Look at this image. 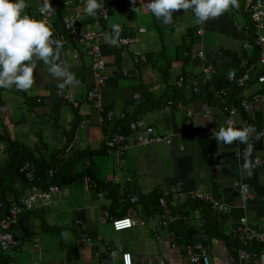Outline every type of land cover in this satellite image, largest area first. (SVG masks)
<instances>
[{
	"label": "crops",
	"instance_id": "1",
	"mask_svg": "<svg viewBox=\"0 0 264 264\" xmlns=\"http://www.w3.org/2000/svg\"><path fill=\"white\" fill-rule=\"evenodd\" d=\"M146 2L136 0L135 7L140 9L136 13L132 0H104V8L111 14L107 22L108 34H111L112 24L119 23L121 35L140 39L137 49L147 55L148 61L134 62L127 48L118 42L112 45L105 39L102 49L108 79L101 90V98L116 118L133 113L143 104L145 108L137 117L154 126L164 137L163 141L149 145L135 143L121 157L103 150L108 134L99 112L87 98V90L93 82L92 56L83 55L77 61L71 47L60 48L58 62L62 61L74 76L73 82L66 84L63 90L57 87L62 80L50 74L48 65L43 62H38L34 69L35 82L27 92L15 87L0 89V189L17 193L41 180L27 186L18 174L10 173V164L17 153L22 159L34 156L39 163L49 166L56 162L53 166H61L60 179L63 181L51 205L37 208L21 218L16 228L18 247L5 254V264H123L125 251L132 253L134 264H190L182 255L184 246H178L170 226L162 227L161 238H156L150 225L116 231L110 222H101L102 216L111 214L112 195L108 192L98 197L96 190L86 186L84 178H78V173L85 170V160L77 159L76 155L69 159L71 155L65 150L72 140L77 152H93L92 172L97 179L119 185V203L126 202L120 199L129 185L140 195L171 194L176 205L195 199L193 193L202 190L226 200L231 206L229 220L246 216L264 231V171L256 163L264 154V136L256 132L250 134L249 160L253 163L250 169L243 168L242 152L246 145L236 141L217 143L212 138L214 130L227 126V115L221 103L209 93H214L215 89L230 90L229 70L241 71L247 66V56L252 55L245 47L248 41L254 40L246 0H239V7H230L222 16L205 24H196L191 11L176 10L173 23L169 25L154 17ZM26 4L25 12L45 20L39 12V1ZM81 11L80 29L96 27L84 8ZM45 21L53 37L64 32L58 15ZM142 27L146 32L139 31ZM200 27L204 32L198 36L196 29ZM189 48L204 51L216 68L208 85L198 83L204 61L187 58L184 52ZM183 73L186 74L185 86L176 89L174 80ZM262 87L254 81L244 89L243 95L250 97ZM70 88L75 89L79 107L65 97ZM176 93L177 102L168 107V96ZM189 111L192 117H188ZM246 116L239 110L234 115V126L246 125ZM252 116L264 119V105L256 104ZM187 127L190 133L184 134ZM136 137L137 134L132 133L129 138L134 141ZM168 137L172 138L171 144L166 142ZM40 171L39 166L36 175ZM116 177L120 182H116ZM242 182L254 189L252 198L246 202L235 187ZM185 210L191 213L186 234L193 243H205L212 264H243L236 247L228 246L223 238L205 233L201 209ZM128 214L150 224L161 221L160 214H150L140 202L134 203ZM165 216L166 219L172 216L170 210ZM227 228L228 224L224 223L222 229L227 232ZM116 233L120 235L115 236ZM37 236L41 237V250L34 247ZM260 254L264 262V250Z\"/></svg>",
	"mask_w": 264,
	"mask_h": 264
},
{
	"label": "built area",
	"instance_id": "2",
	"mask_svg": "<svg viewBox=\"0 0 264 264\" xmlns=\"http://www.w3.org/2000/svg\"><path fill=\"white\" fill-rule=\"evenodd\" d=\"M33 1H39V9L42 7V0H26V3H31ZM51 3L53 7H55V12L52 14H40L45 20H48L49 18L58 15L56 11L60 10V8L65 11L61 16L64 25V32L53 38L59 39L62 42L61 48L71 47L72 54L77 61H79L83 55L89 54L92 56L91 69L93 73V82L87 90V98L96 111L104 113L106 105L101 98V90L108 79V73L107 62L102 46L106 35H108L107 22L111 14L108 9L103 7L97 11L95 16H90L93 18L96 27L93 29L81 30L79 20L83 15L81 9L85 7V0H51ZM245 7L250 15L251 23L253 25L251 27L254 30V40L248 41L245 47L252 55H248L246 71L241 73L237 69H230L228 72V80L231 86H237L239 88L245 89L254 81H258L263 87L254 92L250 97H244L237 105L226 103L228 99L225 98L228 96V88L214 90V95L221 98L224 102L222 104V110L227 115L226 125L229 123L232 125L235 124L234 115L239 110H242L247 115H252L255 112L256 104L264 105V73H259V70L264 66V0H246ZM139 31L146 32V28L142 27ZM203 32L204 30L202 27L196 29V34L198 36L202 35ZM118 43L127 48L132 54L134 62L143 63L148 61L147 55L136 48L140 43V39L137 36L120 35ZM53 46L55 47V45ZM256 51H258V62L249 65L250 59L253 58ZM184 55L191 61L198 58L204 61L203 71L198 76V83L203 86L208 85L212 80L216 68L208 61L207 54L202 50H186ZM185 82L186 74L183 73L174 80V85L181 89L185 86ZM195 91L199 93V87H196ZM65 97L75 107L80 106V101L76 99L74 88L67 90ZM174 105V100L168 101V107ZM178 105L180 107L183 106L182 103H178ZM187 115L188 117H192L193 113L189 111ZM114 117V112L109 111L106 117L101 116V121L103 122L105 119L112 121ZM248 124L249 120L246 119V125ZM252 127L255 129L256 133L264 136V123L262 126L253 125ZM130 128L137 134L134 141L124 134L117 132L107 138L106 145L108 146V151L110 153H116L121 157L124 155L126 149L135 143L149 145L164 140V137L157 132L155 127L148 124L144 118L132 121L130 123ZM189 133V128H185L184 134ZM76 139L77 136H75V140ZM166 142L171 144L172 138H166ZM74 145V140L67 144V155L73 154V151L75 150ZM257 161H259L257 166L264 171V154L258 157ZM86 163L90 165V160L88 159ZM20 172L29 178H34L38 172V166L33 161H27L21 166ZM57 172L58 166L50 168L41 177V179H45L47 183L44 184V182H39L33 184L20 193L7 192L5 195L0 189V260L4 253L11 251L18 245L15 230L21 217L37 208L52 204L54 195L60 191L59 185L53 182L50 183V181L55 178ZM84 182L90 190H96L98 192V197L102 198L108 193L107 190H101L99 181L92 178L90 175L84 176ZM116 182H120V178L116 177ZM235 187L242 196L244 202L252 198L254 189L249 183H236ZM122 192L123 190H121V194ZM193 197L208 203L214 213L226 216L225 223L228 224V234L232 239L237 240L241 244L240 247L237 248V251L243 264H264L263 256L259 252L250 248L255 244H264V231L253 225L246 216H242L236 221L229 220L228 215L231 213V206L221 196L197 190L193 193ZM120 200L128 201L124 196ZM138 201V197H131L132 204L137 203ZM160 202L162 206L166 204L165 199L163 198ZM160 218L161 221L159 220V223L150 224L146 220L137 219L129 214L113 216L110 213H106L102 216L101 222H110L116 231L132 229L138 225H150V230L156 238H161L160 229L162 227H169L176 217L170 216L166 219L165 213H163L160 214ZM34 247L37 250H41L40 236L36 237ZM182 253V255L189 260L190 264H212L208 247L204 242H194L193 244H189L185 247V252L182 251ZM123 264H134L131 252H123Z\"/></svg>",
	"mask_w": 264,
	"mask_h": 264
},
{
	"label": "clouds",
	"instance_id": "3",
	"mask_svg": "<svg viewBox=\"0 0 264 264\" xmlns=\"http://www.w3.org/2000/svg\"><path fill=\"white\" fill-rule=\"evenodd\" d=\"M133 10L136 0H132ZM26 0H0V89H11L27 92L35 82L34 69L38 62L48 65L47 71L60 78L57 87L61 90L74 80L63 62L59 61L62 42L53 38V31L45 20H38L29 15ZM104 7V0H85L84 13L95 16ZM147 9L163 24L173 23V12L183 9L194 14L196 24H205L222 16L229 8L239 7V0H147ZM42 15L55 12L51 0H42L39 9ZM122 32L119 23H113L111 34L105 39L112 45L117 44ZM55 45V47H53ZM255 132L251 126L236 127L229 123L212 132L217 143L232 144L234 141L247 147L242 152L243 168L250 169L253 163L249 160L252 152L250 134ZM260 136L257 135L256 139ZM259 163V161H256Z\"/></svg>",
	"mask_w": 264,
	"mask_h": 264
},
{
	"label": "trees",
	"instance_id": "4",
	"mask_svg": "<svg viewBox=\"0 0 264 264\" xmlns=\"http://www.w3.org/2000/svg\"><path fill=\"white\" fill-rule=\"evenodd\" d=\"M64 12L65 11L62 8L56 11L58 16L60 17L63 15ZM188 50L192 51L191 48H189ZM247 59H248V56H247ZM257 62H258V51H256L255 54L253 55V58L250 59L249 65L257 63ZM246 69H247V66L244 69H242L240 72L242 73L243 71H246ZM259 73H264V66L261 68V70H259ZM175 88L179 89L176 86ZM243 92H244V88L232 86L230 90L228 91V96L225 98V99H228L226 103L236 104V105L239 104L241 100L244 98ZM209 94L211 98H214L218 103L220 102L221 105L224 103L223 100L215 96L214 93L212 94L209 93ZM177 97H178V93L171 94L170 96H168V99L170 98L169 100H174L176 103ZM167 105H168V102H167ZM144 108L145 107H143V104H142L133 113H126L123 117H120V118H116L115 116L112 121L105 119V121H103L102 123L105 128V131L108 134V137L117 132V133H122L129 138L132 133H135L130 128V123L134 120L139 119L137 116L141 111H143ZM109 111H112V110L106 106L105 112L104 113L102 112L99 114L100 116L106 117ZM246 117L249 120V125L251 127L253 125L262 126L264 123V119L261 117H258V116L253 117L252 115H247ZM107 149H108V146L105 143V147L103 148V150L107 152ZM76 150L77 149L73 151V155H71L69 159L76 155L77 159L81 158L85 160V170L78 173V178L82 179L84 178L85 175H90L92 178L99 181L101 190H107L112 195L113 200L110 206L111 215L123 216V215L128 214L129 209L133 206V204L131 203L132 196L138 197L139 198L138 203L140 202L144 204L147 208V211L152 215L163 214V213H166L167 211L169 212L170 210L171 215L176 217V219L170 224V227H169L170 231L173 233L174 239L176 243L178 244V246L179 245L184 246L182 251L185 252V247L189 244H193V241L191 240V238H189L188 235L186 234V229L188 227L187 222H188V218L191 216V213L185 210V208H191L193 210L201 209L204 215V221H205L204 230L206 234H208L209 236H213V237L223 238L226 241L227 245L230 247H236V248L240 247L241 244L237 240L232 239L231 236L227 234L225 230L222 229V225H224L225 223L226 216L214 213L208 203H205L202 200H199L197 198L189 199L184 204L176 205L174 203V199L171 194L166 195L163 192L161 193L154 192L150 194L149 196L140 195L135 189L131 188L129 185V186H126V189H124V197L128 201H126L125 203H119V195H118L119 185L118 184L114 185L111 182H108V183L103 182V181L101 182L93 174L92 172L93 164H94L93 163L94 159L92 157L93 152L88 151L87 153L82 154V153L77 152ZM87 159L90 160V165L86 163ZM27 161H33L35 163L37 162L38 163V164L36 163L37 166L38 167L40 166V168L42 169V171H40V173H38V175H36L35 179H33L32 181L29 177H27L26 175L20 172L21 166ZM55 163H53L51 166L47 165L44 162L39 163V160L34 158V156H30V158H27V159L25 158L22 159V157H20V155L17 153L16 155H14V158L12 159L9 170H10V173L12 174H15V175L18 174L17 176H20L22 180L26 181L27 186H28L32 183H36V181L41 179V177L45 174L47 170H49L50 168L56 167V166H53ZM43 170H45V172ZM60 172H61V166L58 165V172L55 178L52 181H50V183L52 182L56 183L57 185L61 187V184L63 181H61L60 179ZM41 180H40V183L41 182H44V184L47 183L45 179H43L42 181ZM4 193L6 195L7 192H4ZM17 193H20V191ZM162 198L165 199V202H166L164 206H162L160 202ZM45 225H46L45 220H42V226H45ZM15 236H16V239L18 240L17 229L15 230ZM18 243H19V240H18ZM250 248L260 253L262 250H264V244H255L254 246H251ZM0 262L1 264H5L3 259Z\"/></svg>",
	"mask_w": 264,
	"mask_h": 264
},
{
	"label": "bare ground",
	"instance_id": "5",
	"mask_svg": "<svg viewBox=\"0 0 264 264\" xmlns=\"http://www.w3.org/2000/svg\"><path fill=\"white\" fill-rule=\"evenodd\" d=\"M107 150H108V149H107ZM108 152H109V151H108ZM59 187H60V186H59ZM60 191H61V187H60ZM29 213H30V212H29ZM29 213H27V214H29ZM25 215H26V214H25ZM23 216H24V215H23ZM23 216H22V217H23ZM22 217H21V218H22ZM18 244H19V243H18ZM17 247H18V245H17ZM14 249H15V248H14ZM12 250H13V249H12ZM8 252H9V251H8ZM6 253H7V252H6ZM6 253H4V255H3L2 258H1V260L3 259V257L5 256ZM1 260H0V261H1Z\"/></svg>",
	"mask_w": 264,
	"mask_h": 264
},
{
	"label": "rangeland",
	"instance_id": "6",
	"mask_svg": "<svg viewBox=\"0 0 264 264\" xmlns=\"http://www.w3.org/2000/svg\"><path fill=\"white\" fill-rule=\"evenodd\" d=\"M189 13H191L190 12V10L188 11ZM137 48V47H136ZM96 201V200H95ZM99 200L97 199V202H98ZM125 233V232H124ZM115 236H117V235H120V233H116V234H114Z\"/></svg>",
	"mask_w": 264,
	"mask_h": 264
}]
</instances>
